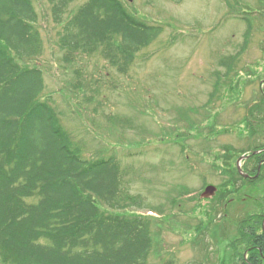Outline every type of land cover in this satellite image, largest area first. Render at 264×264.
Here are the masks:
<instances>
[{
    "label": "rangeland",
    "instance_id": "1",
    "mask_svg": "<svg viewBox=\"0 0 264 264\" xmlns=\"http://www.w3.org/2000/svg\"><path fill=\"white\" fill-rule=\"evenodd\" d=\"M120 1L140 22L162 28L125 74L100 51L64 61L52 6L32 0L42 100L84 159L116 160L120 193L106 209L151 224V247L139 264H215L216 240L234 236L239 219L264 212L262 183L246 206L218 193L225 148L241 153L264 143V131L249 140L238 123L264 95V0ZM182 190L198 197L180 199Z\"/></svg>",
    "mask_w": 264,
    "mask_h": 264
},
{
    "label": "trees",
    "instance_id": "2",
    "mask_svg": "<svg viewBox=\"0 0 264 264\" xmlns=\"http://www.w3.org/2000/svg\"><path fill=\"white\" fill-rule=\"evenodd\" d=\"M48 2L66 62L74 54L100 51L125 74L134 54L162 30L140 22L120 0ZM37 23L32 0H0V264H139L151 247V224L146 216L123 218L106 209L120 193L116 160L84 159L59 126L54 109L42 100L43 75L32 64L43 52ZM263 107L261 94L238 122L245 138L264 131ZM174 145L185 149L178 139ZM263 149L264 143L241 153L225 148L226 177L218 193L231 197L233 204L255 203L257 185L264 187V151L241 164L248 178L237 172L235 163ZM187 194L182 190L178 197ZM218 198L216 194L213 200ZM263 218L264 212L247 215L236 222L234 236L217 239L215 264H264Z\"/></svg>",
    "mask_w": 264,
    "mask_h": 264
},
{
    "label": "water",
    "instance_id": "3",
    "mask_svg": "<svg viewBox=\"0 0 264 264\" xmlns=\"http://www.w3.org/2000/svg\"><path fill=\"white\" fill-rule=\"evenodd\" d=\"M262 151H264V149L261 150V151L251 152V154L241 156V157L236 161V169H237V172H238L241 176H243V178H248V176L242 174V171H241V163H242L243 161L247 160V159L250 157V155H257V154H259V153L262 152ZM259 168H260V165H259L258 168H257V174H256V176H255L254 178H257V177H258V174H259ZM262 231H263V234H264V218H263V221H262Z\"/></svg>",
    "mask_w": 264,
    "mask_h": 264
}]
</instances>
